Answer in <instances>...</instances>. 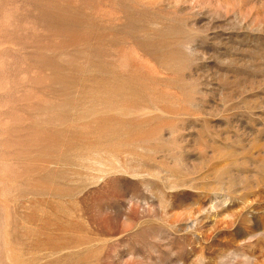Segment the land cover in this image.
Instances as JSON below:
<instances>
[{
	"label": "rangeland",
	"instance_id": "1",
	"mask_svg": "<svg viewBox=\"0 0 264 264\" xmlns=\"http://www.w3.org/2000/svg\"><path fill=\"white\" fill-rule=\"evenodd\" d=\"M0 264H264V0H0Z\"/></svg>",
	"mask_w": 264,
	"mask_h": 264
}]
</instances>
